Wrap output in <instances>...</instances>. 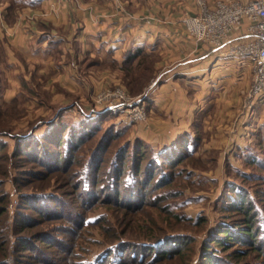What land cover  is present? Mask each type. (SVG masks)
<instances>
[{
  "label": "rangeland",
  "instance_id": "rangeland-1",
  "mask_svg": "<svg viewBox=\"0 0 264 264\" xmlns=\"http://www.w3.org/2000/svg\"><path fill=\"white\" fill-rule=\"evenodd\" d=\"M7 47L0 43V178L8 199V213L0 216V231L5 229L7 246L13 244L15 234L32 235L39 230L54 233L71 249L74 241L66 259L59 253L63 247L59 242L47 246L48 242L37 241L39 255L18 252L22 264H48L44 259L51 256L57 264L65 260L80 264L113 243L125 246V260L120 264H204L207 249L222 262L236 263L224 250L205 245L220 224L239 218L232 206L239 199L238 185L256 200L259 217L264 219V134L261 126H252V115L264 117V101L259 103L264 95L249 98V87L244 101L223 120L218 121L216 110L211 115L195 112L186 130L167 135L158 112L148 102L160 79V56L122 69L112 62L97 63L90 56L79 60L75 58L78 50L75 55L74 50L67 53L55 48L56 68L39 71L46 63L25 58L13 64L7 59ZM61 63L76 71H65ZM71 73L79 82L72 91L63 80ZM123 100L133 101L131 109L138 104L143 107L146 118L130 120L129 110L109 107ZM206 118L215 122H206ZM84 121H88L92 138L74 150V160L66 159V149L72 146L69 137L83 131L77 129ZM113 127L118 132L114 136ZM49 135L51 143L46 139ZM20 141L22 149L17 148ZM187 143L190 153L185 150ZM138 144H143L141 155L135 148ZM90 160L88 179H94V191L85 195L74 176ZM133 171L137 181L132 176L129 181L134 184L128 188L124 179ZM39 196L52 198L39 201ZM42 210L48 216L41 224L27 229L12 224L16 215L39 218ZM102 214L106 220L101 224H83V219ZM189 237L193 240L186 242ZM161 239V248L174 254L153 259L155 253L143 245ZM184 242L189 246L181 256L177 251ZM237 245L248 247L239 243L232 247ZM137 247L145 249L142 262L132 258ZM261 249L247 250L239 258L241 264H264Z\"/></svg>",
  "mask_w": 264,
  "mask_h": 264
},
{
  "label": "crops",
  "instance_id": "crops-1",
  "mask_svg": "<svg viewBox=\"0 0 264 264\" xmlns=\"http://www.w3.org/2000/svg\"><path fill=\"white\" fill-rule=\"evenodd\" d=\"M196 12L195 0H0V43L8 45L13 64L25 58L46 63L39 71L56 68L55 48L78 50L79 60L90 56L122 69L160 56V79L148 102L160 116L162 132L177 134L192 123L195 112L216 110L218 121L223 120L247 97L255 71L252 58L225 54L230 43L247 36V22L234 26L225 47L216 50L186 31L183 17ZM61 64L65 71H76ZM63 80L70 91L79 85L73 73ZM252 116V126H261L263 135V114Z\"/></svg>",
  "mask_w": 264,
  "mask_h": 264
},
{
  "label": "trees",
  "instance_id": "trees-1",
  "mask_svg": "<svg viewBox=\"0 0 264 264\" xmlns=\"http://www.w3.org/2000/svg\"><path fill=\"white\" fill-rule=\"evenodd\" d=\"M129 59H130V55L126 61H128ZM87 122L88 121H84L82 125L78 127L77 130L79 131L81 130L79 128H83V131L79 132L80 134H77V136H75L76 133L78 132L76 130L77 132H74V134H72L69 137V141L72 146H69L70 148L67 147L66 149V152H65V154H67V156L65 155L66 159L74 160V154H73L74 150H76V148H78L80 144H82L84 141L88 140L92 136L87 131V126L89 125ZM111 134L113 136L114 134H118V132L115 133L114 127L111 130ZM49 136H47L46 139H48V141L51 143L52 142L50 140L51 135ZM61 142H62V139L60 138L58 144ZM138 145L135 147L136 151H138L137 155H141L143 152L142 151L143 144H138ZM21 146H23L22 141H20V143L17 145V148L22 149ZM185 150L188 153H190L188 143L186 144ZM60 158L61 157L58 156L57 164L60 162ZM229 164L232 166L231 163ZM91 168L92 166H91V160H90V161L85 162L83 169L80 170V173L79 174L75 173L76 175L74 176L75 178L77 176L78 177L77 179L80 180V192L85 195H90L94 191L93 189L94 179H88L89 177L88 172L91 171ZM4 174H6V171H4ZM135 175H136L135 171H133L132 173H128L126 175L124 179L126 183L125 185L126 187L129 188L131 186L129 184H134L137 181V178L135 177ZM132 176L134 177V180L132 179L134 183H130L131 178H133ZM2 180L3 179L0 178V216L3 215L4 213L6 214L8 213V206L6 204V201H8L7 193L3 191L4 189L1 187ZM236 195L238 196L237 198H239L238 202H234L235 205H232V206L235 208V211L240 214L239 218H237L236 221L234 220L233 222L229 224L227 223L220 224V228L217 231H215L211 236L209 235L210 243H207V245H205V247H209V248L212 247V248H218V249L224 250L225 252H227L229 257L233 256L234 261L236 263L234 262L231 263V261L228 259L222 262L218 257H216L213 254V252H210V249H207L206 253H204L203 255V260L205 261L204 264H241L239 258L241 256L246 255V253L248 252L247 250H250V249L256 250L259 247L261 249L264 246V236H263L264 219L259 217V211L257 210V207L259 204L256 202V200H252L248 198L249 193L247 191L245 192V190L242 187H240V185H238L236 189ZM39 197H40L39 201H43L46 198L48 199L52 198V197H41V196ZM38 216L39 218L36 217L33 219H28V217L25 218V217L19 216L20 217L19 218L18 215H16V219L14 220L12 218L11 220H12V224H15L16 226L19 225V227L22 229H25V228L27 229V228L32 227L34 224L36 225L41 224L48 215L44 213V211L42 210V212L38 213ZM104 220H106V217L102 214L92 219H89V217L83 219V224L85 223L88 224L89 222H91L93 224L96 223V225H99L101 224L100 222H104ZM81 226H82V223H81ZM8 228L6 227L7 230ZM14 229L16 228L14 227ZM4 230L5 229L3 228V231H0V264H22L20 261L19 255H18L19 251L21 252H23L24 250H28L30 252L33 251L34 253L32 254L34 257L37 256V254L39 255L37 250H35L36 249L35 246H37V243H36L37 241H42L43 243L48 242L47 246L48 245L52 246L53 244H56L57 242H59L60 245L62 244L63 247L59 249L60 251L59 253L61 252L64 253L63 259H66L67 254L72 253V249L74 248V241L71 242V247H72L71 249L70 247H68L69 244L65 245L63 243L64 239L55 237L57 235H54V233L47 232L45 230H39V231L33 232L32 235H29V234L21 235L20 234V236H17V234H15L14 236H12V238L14 239V242L12 244L13 246L12 245L7 246L8 240L6 241L7 236L3 235L4 233L6 234ZM11 232L13 233V230ZM163 240L164 239H161L157 241L156 243H154L153 245H146L148 243H144L143 246H148L147 248L148 251H150L151 253H155L153 259H155L156 257L160 258V257L172 256L174 254V252L172 253L167 249L161 248L163 245L162 243L164 242ZM190 240H193V238L189 237L185 241L187 242ZM186 242H184L182 245L180 243L182 247L179 248V250L177 251V254L181 256H185V250L189 246V244H187ZM236 243L244 244L248 247H246L247 249H243L239 245H237V247H232L233 244H236ZM123 247L125 246H120L118 244L113 243L109 249L104 250L103 252L96 255L94 258H91L90 260L87 259L83 262H80V264H108V259H109V264H120L124 259ZM261 251L263 252V255H264V250L261 249ZM45 254H49V253L46 252ZM131 255L133 259H137L139 262H142L145 260V256H146L145 249L143 247H137L132 251ZM44 260H47L49 262L48 264H57L55 263L56 260H52V256ZM63 264H70V263H68L65 260Z\"/></svg>",
  "mask_w": 264,
  "mask_h": 264
},
{
  "label": "built area",
  "instance_id": "built-area-1",
  "mask_svg": "<svg viewBox=\"0 0 264 264\" xmlns=\"http://www.w3.org/2000/svg\"><path fill=\"white\" fill-rule=\"evenodd\" d=\"M67 1V0H66ZM197 12L183 17L188 34L197 40L204 41L216 50L226 45V40L233 27L246 21L247 36L230 43L225 50L228 56L252 58L255 71L250 85L248 97L256 98L264 95V0H195ZM123 99L126 96H121ZM252 101V100H251ZM250 101V102H251ZM133 101H114L110 108L129 110L130 120L141 121L146 118L144 108Z\"/></svg>",
  "mask_w": 264,
  "mask_h": 264
}]
</instances>
